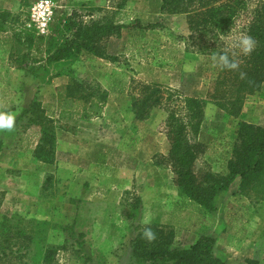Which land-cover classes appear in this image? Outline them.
<instances>
[{
    "label": "rangeland",
    "instance_id": "obj_1",
    "mask_svg": "<svg viewBox=\"0 0 264 264\" xmlns=\"http://www.w3.org/2000/svg\"><path fill=\"white\" fill-rule=\"evenodd\" d=\"M35 1L0 0V17H6L12 23L0 24V30H8L7 35L15 37L4 44L0 40V54L4 55L1 60L4 61L5 52L11 50L17 57L23 54L24 62L31 65L32 47L24 39L32 29L26 24ZM52 1L56 7L50 23L56 13L57 22L73 14V19L81 25L92 22L115 25L117 29L102 40L105 52L115 60L80 54L70 60L47 62V53H42L40 58L43 59L38 58V63L33 64L32 73L22 78L33 76L46 80L47 76L67 73L70 79L85 86L98 85L96 94L103 95L100 102H103L105 115L84 125L89 132L101 136L98 151L105 163L104 172L110 174L108 167H111L116 179L111 175L110 183L83 184L84 174L79 170L80 151L72 150L71 154L64 150L66 135L61 131L67 125L75 124L73 127L77 128L82 122L62 116L58 95L47 101L52 89L43 93L38 90L37 93H42V98L37 97L40 105L47 117L53 119L61 139L58 160L55 167L50 165L47 169L33 165L36 174L30 179L19 177L22 169L26 171L21 167L16 171L1 172L0 220L14 217L13 223H19L11 228L10 241L4 242V232L0 234V248L7 246L10 249L0 258V264L32 263L27 257L31 258L36 247H25L23 239H18L20 229L27 231L29 219L48 222L45 244L41 245L38 254L41 255L47 245L57 247L53 259H57V264H130V240L145 226L146 220L172 228L174 245L178 248L191 245L205 234L214 237L213 253L226 263L247 264V260H254L256 264H264V201L239 194L240 179L236 176L227 189L217 192L213 199L214 209L202 210L181 196L172 182V164L168 159L170 145L166 136L168 117L172 113L186 124L188 139L205 144V152L195 162L196 170L218 172L222 156L230 152L236 141L238 123L245 121L264 126V83L257 91L244 94L239 105L229 102L223 105L225 95L226 98L233 96L231 75L223 73L218 66H215L216 70L209 69L214 65L211 59L214 53L229 50L230 54L235 52L239 60L243 58L234 45L239 36L246 34L243 27L255 0H247V9L237 16L229 29L203 37L202 49L189 39L184 15L160 12L161 0ZM7 5L11 10L5 8ZM155 22L160 24L153 28H135L137 39L147 50L151 49L148 53L137 54L127 44V26L135 23L146 26ZM34 34L39 35L36 31ZM68 34L69 31H63V36L58 31L52 32L56 39H65ZM157 47H168V50L161 52ZM93 67L100 69L95 72L91 70ZM99 71L101 75H98ZM19 76L0 73V87H6L9 97L19 99L24 95L26 100L23 98L21 103L31 101L34 91L20 90L12 95L9 90L12 81L20 80ZM115 81L123 84L117 86ZM148 87L154 89L153 97H159L150 107L141 103L152 91ZM2 93L0 90V96ZM190 99L198 105L190 103ZM86 107L87 104L75 102L71 109L73 112L77 109L81 116L87 113ZM197 109L201 114L195 132L192 124L197 118H193L192 113ZM20 110L18 107V113ZM135 111L144 117L137 119ZM16 120L15 129L21 131L19 120ZM4 135L5 132H0L2 142ZM71 155L73 177L69 167ZM127 177L129 179L125 180ZM82 198L88 201L81 202ZM36 260V264H42L41 257Z\"/></svg>",
    "mask_w": 264,
    "mask_h": 264
},
{
    "label": "trees",
    "instance_id": "obj_2",
    "mask_svg": "<svg viewBox=\"0 0 264 264\" xmlns=\"http://www.w3.org/2000/svg\"><path fill=\"white\" fill-rule=\"evenodd\" d=\"M246 9L247 0H161L159 7L161 13L184 15L190 33L189 39L192 40L193 44L199 45L203 37L215 36L229 29L237 16ZM249 13L250 17L243 28L246 34L256 40L257 44L250 55L243 56L240 60V71L247 74L245 79H240L239 72L220 69L223 73L231 75L232 81L231 92L233 96L226 98L225 95L222 101L223 105L226 102L235 106L239 105L244 94L257 91L264 83V0H255V5L249 10ZM72 15L57 22L58 15L55 13L53 21L49 24L50 33L48 35H35V30L30 29L31 32L25 36V42L33 48L39 58L40 54L47 53V62L70 60L80 54L115 60L114 57L105 52L102 40L117 27L107 22H92L88 25H81L73 19ZM159 24L155 22L146 26L136 25V23L128 25L127 44L131 45L137 54L150 52L151 49L147 50L141 40L137 39L135 28H153ZM56 31L60 32L61 36H63V31H69L68 37L56 39L52 36V32ZM157 48L161 52L168 50V47ZM199 48L202 49L203 45H200ZM40 59L43 57L41 56ZM32 61L37 62L38 58L35 56ZM32 68L33 65L29 69ZM209 69L216 70V67L213 65ZM114 83L117 86L123 84L120 81ZM147 89L152 91L143 98L141 103L150 107L159 100V97H153L155 94L153 88L148 87ZM112 90H115V87ZM214 92H217L216 88ZM96 93L98 92L93 87L85 86L72 78L66 85L57 90L59 108L64 111L70 108L74 101H77L87 104L86 112L99 114L101 106L99 107L94 99L100 102L103 95ZM219 96H224V94ZM90 99L93 101H89ZM189 101L198 105L194 99ZM134 105L137 106L138 104L135 103ZM200 114L198 109L192 113V117L197 118L192 124L195 132L199 126ZM135 116L137 119L144 117L136 111ZM18 117L21 131L34 125L39 128L40 137L33 149V156L43 162L52 163L55 158L56 126L53 119L45 114L40 101L34 98L28 107L20 110ZM168 120L166 132L170 145L168 159L172 164V182L181 196L196 203L204 211H212L214 209L213 199L217 192L227 189L232 180L239 176L238 193L256 201H264V126L245 121L239 122L235 143L230 152L222 156L220 171L213 172L211 170L197 171L195 168L196 160L205 152V144L187 138L186 124L181 118L175 117L171 113ZM2 146L3 142L0 140V150ZM13 220L14 217H3L0 220L2 227L0 234L4 232V242L12 239L11 228L14 224L19 223V221L13 223ZM27 223L29 225L27 231L24 228L18 231V235L21 236L18 239H23L25 247L31 245L36 247L31 258L27 257V260H31V264H36L38 262L36 258L41 257L42 264H57V259L53 260L58 250L57 247L47 245L41 255L38 254L41 245L45 244L43 242L46 240L48 222L29 219ZM145 226L130 240L132 256L130 264H228L214 255V237L201 234L191 245L178 248L174 245L175 232L172 228H165L154 221L151 222L149 226L156 232L157 239L148 243L142 238V231ZM9 250L7 246L0 248V258L7 255ZM26 252L27 249H25ZM23 264L29 263L24 261ZM247 264H256V262L247 260Z\"/></svg>",
    "mask_w": 264,
    "mask_h": 264
},
{
    "label": "crops",
    "instance_id": "obj_3",
    "mask_svg": "<svg viewBox=\"0 0 264 264\" xmlns=\"http://www.w3.org/2000/svg\"><path fill=\"white\" fill-rule=\"evenodd\" d=\"M4 6V4H3ZM5 8H7V10H11L10 6H6ZM10 12V11H9ZM7 14V13H6ZM0 24H12L10 21H8L6 19V17H0ZM24 26V25H23ZM8 30H0V40L4 43H8L9 39L13 40L15 37H13V34L7 35ZM4 35V36H3ZM13 38V39H12ZM19 38V37H18ZM18 38H16V41L18 40ZM15 41V40H14ZM5 55V60H1L0 59V73L2 74H9V75H13V74H19L21 76H19V81L15 80V83H13V81L11 82V86L9 90L12 91V95L14 93H17V91H23V90H27V91H34L33 96L31 97V101L37 97H41L40 94H42L44 90H53L51 96H49V99H47V101L51 98H56L57 94V90L59 87L66 85L70 78L68 76V74H64L62 76H47L46 80H41L37 77H33V76H27L26 78H22L24 77L25 74L30 75L29 73H32V71L29 69L34 63H38V62H33L32 58L34 57V55L39 58L38 54H36V52H34L33 48H31V53L29 55L30 58V64L28 65L27 63L24 62V55L21 54L20 57H17V55H14L13 52L11 50H7ZM2 56L0 54V58H2ZM28 66V67H26ZM98 69H100V67L96 68L93 67L91 68L92 71L97 72ZM51 74V73H50ZM98 75H101V71H99ZM94 85H92V87L94 89H96L98 87V85L96 83H93ZM0 90H3V93L0 96V102L3 103L5 109L11 110L13 112H19L18 111V107L20 109L22 108H26L28 107V105L30 104V100L25 103H21V101H23L24 95L20 96L19 99L14 98V96L9 97L6 95V87L2 88L0 87ZM40 90V93H37V91ZM16 91V92H15ZM22 93V92H21ZM18 95V94H17ZM24 100H26L24 98ZM39 100V99H38ZM52 100V99H51ZM95 103L97 102V104L100 107V113L96 114L93 112H87L84 113L85 115H79L78 116V110L76 109L74 112L71 109L72 106L70 108L65 109L64 111L60 110V112L62 111V116H65L66 118L70 117L71 121H78V122H82L81 124H79L76 127L75 124L73 126L71 125H67L64 127V130H61L66 136L64 137V141L65 144L64 145V150H68L71 154H72V150L76 151L79 150V164H80V168L81 169V174L84 176V180L83 184H85V186L87 185L86 182L92 184V186L94 184H100L103 185V183H110V177L112 175V177H115V174H113V170L111 167H108L110 170V174H106L104 172V168H105V163L103 161V158L101 157L100 153H99V142L101 140V136L98 135V133H94V132H89L86 128V126L84 125V123H92V122H96L97 120L102 119V117L105 115L104 111H103V102H99L98 100L94 99ZM89 101H93L92 99H90ZM52 102V101H51ZM77 101H74L73 103H75ZM7 104H11L12 107H6L8 106ZM19 104V106H18ZM18 106V107H17ZM77 114V115H76ZM19 115V114H18ZM17 115V118L18 117ZM71 121L69 124H71ZM17 123V120H16ZM79 128V130H77ZM55 136H56V146H55V158L53 160L52 163H46L43 162L41 160L36 159L33 156V149L35 147V144L38 142L39 137H40V132H39V128L37 126H31L29 128H27L26 130L23 131H18L17 129H15L12 132H5V135L2 137L3 139V146L0 150V174L2 171H5V173L9 172L7 170L10 169H14L15 171L18 170L19 167L26 169V171H24L22 169V172L20 173V178L21 179H30V176L33 174H36V171L33 167V165L35 166H44V169H47L48 166H53L55 167L56 162L58 160V150H60V140L59 139V134H58V129H56L55 131ZM90 141V142H89ZM14 143V145H13ZM17 143V144H16ZM6 146H11V147H6ZM129 151V150H128ZM127 151V152H128ZM132 154H134L133 150H131ZM73 155L70 156L69 159V167L71 168V177L74 176L73 170H74V161L72 163L73 160ZM134 156V155H133ZM134 158V157H133ZM64 165H66V163H64ZM36 167V168H37ZM14 171V173H15ZM122 171V169H121ZM112 173V174H111ZM124 173V170H123ZM17 177V176H16ZM107 177V178H106ZM129 177H127L125 180H128ZM113 187V186H112ZM114 187H118L114 186ZM111 191H113V188L111 189ZM84 201H88L82 198L81 202Z\"/></svg>",
    "mask_w": 264,
    "mask_h": 264
},
{
    "label": "clouds",
    "instance_id": "obj_4",
    "mask_svg": "<svg viewBox=\"0 0 264 264\" xmlns=\"http://www.w3.org/2000/svg\"><path fill=\"white\" fill-rule=\"evenodd\" d=\"M256 44L257 42L252 36L243 34L237 38L234 46L239 49L240 53L244 56H248L254 51ZM211 59L214 66L239 72L240 79L242 80L246 78L247 74L240 71L241 61L235 52H231L230 54L229 50H225L222 53H214ZM18 114V112L5 109L3 103L0 102V132L14 131ZM144 223L146 226L143 228L142 238L148 243H152L157 239V234L152 227L149 226L151 224L150 220H146Z\"/></svg>",
    "mask_w": 264,
    "mask_h": 264
},
{
    "label": "built area",
    "instance_id": "obj_5",
    "mask_svg": "<svg viewBox=\"0 0 264 264\" xmlns=\"http://www.w3.org/2000/svg\"><path fill=\"white\" fill-rule=\"evenodd\" d=\"M56 4L52 0H37L29 10L26 26L32 28L37 34L43 35L49 31V23L53 16Z\"/></svg>",
    "mask_w": 264,
    "mask_h": 264
}]
</instances>
